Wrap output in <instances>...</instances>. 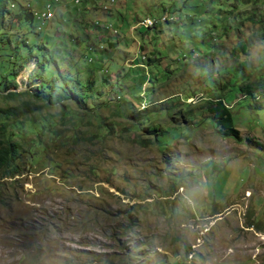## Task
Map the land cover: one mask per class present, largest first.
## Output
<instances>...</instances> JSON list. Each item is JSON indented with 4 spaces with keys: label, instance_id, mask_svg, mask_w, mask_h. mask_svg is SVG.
<instances>
[{
    "label": "rangeland",
    "instance_id": "rangeland-1",
    "mask_svg": "<svg viewBox=\"0 0 264 264\" xmlns=\"http://www.w3.org/2000/svg\"><path fill=\"white\" fill-rule=\"evenodd\" d=\"M45 1L7 6L12 12L27 3L36 9ZM182 1L60 0L48 30L33 24L32 29L46 31L52 52L66 48L69 56H59L60 72L71 59L80 68V80L95 78V103L117 97L119 89L127 91L146 73L141 92L135 89L141 101L130 112L147 123L136 133L72 149L47 141L46 132L49 149L40 162L0 179V264H264V69L254 72H262V78L248 80L249 92L233 79L222 92L234 130L209 120L207 107L213 103L207 104L211 94L201 72L216 75L220 66L243 60L244 54L236 59L231 52L239 42L256 65L264 55V0H246L249 4L236 10L242 16L232 11L227 21L212 17L220 5L228 17L226 0H213L209 7L204 0L193 13L208 25L186 18L185 7L174 11ZM146 17L159 28L139 25ZM186 31L202 38L210 31L204 42L216 43L215 52H205ZM192 41L198 47L187 56ZM32 64L16 77L17 90L27 85ZM155 70V82L149 81ZM103 74L107 81L100 84ZM2 98L0 107L6 102ZM25 137L28 143L36 135ZM127 213L137 226L123 236Z\"/></svg>",
    "mask_w": 264,
    "mask_h": 264
},
{
    "label": "trees",
    "instance_id": "trees-1",
    "mask_svg": "<svg viewBox=\"0 0 264 264\" xmlns=\"http://www.w3.org/2000/svg\"><path fill=\"white\" fill-rule=\"evenodd\" d=\"M14 1L17 0H0V94L3 97L1 100L6 101L5 106L0 107V179L14 178L20 175L27 165L39 163L48 152L49 145L47 141L58 142L59 147L70 146L72 149V146L82 142L90 143L91 145H95L97 142L104 143L113 137L121 136L122 132L136 133L143 128L141 124L147 123V120L144 119L141 122L137 119L134 120L133 118L136 115L130 112V106L141 101L140 86L143 85L142 83L146 79V73L143 74L144 77L139 75L138 81L131 83L127 91L122 93L121 89H119L118 93L120 94L117 97L95 103L93 101V98L97 95V81L95 78L87 76L85 80H80V68L76 63H72L71 59L65 65L66 71L60 72L59 67L63 66V61L59 56H69L68 52H65L66 48L64 50L57 48L55 52H52V49H48L46 46V44L51 42L50 39L43 36L46 31L32 29L33 24L36 22L38 27L43 26L45 30H48L52 24L50 22L53 20H50L49 23L41 24L40 21H36L33 13L26 5L20 6L12 12L7 5L12 4ZM203 1L183 0L181 7L174 8V11L185 7L186 18H189V20L196 19V25H208L204 20L206 18L193 13V11L198 9V6H201L199 4ZM212 1L206 0L204 4L209 7L210 4L215 2ZM228 1L226 0V3L231 8L228 17L226 16L227 12L221 10V5L218 6L216 16L212 17L227 21L232 11L236 12V10L249 4L246 0H234L232 4L228 3ZM256 3L257 1L252 4ZM212 11H214V8H212ZM221 11H224L225 14L221 15ZM235 12L234 17L235 15L242 16L243 14L241 11ZM247 18L253 20V16H247ZM85 22L88 25H94L98 21L85 20ZM261 22L264 24V21ZM215 26L217 25H210L211 28H215ZM149 27H154L156 30L159 28L155 21ZM106 28L110 29L109 27ZM223 28H228V26L224 25ZM110 31L112 32V30ZM210 31L207 33L202 32L203 37L208 36ZM262 31H264V27ZM186 34L187 37L198 39L199 45L206 47L207 51L205 52H210L208 50H211L210 54L215 52L217 44H210L208 40L205 43L206 39L199 36L200 32L193 34L186 31ZM223 34H220L219 38H222ZM113 35L117 34L113 33ZM196 43L198 42L192 41L190 43L188 47L189 55L187 56L193 55L194 46L198 47ZM109 44L110 47L116 46L114 42H109ZM231 52L236 59L241 53L245 57L243 60L235 61L231 65L220 66L216 70V75L205 70H201V72L206 73V92L209 91L211 94L206 98L207 104L213 103V106L207 107V111L211 115L209 120L217 126L234 130L231 114L221 98L222 92L231 85L232 79L238 83L237 86L240 90L249 92L252 88L250 83H248L250 77L262 78V72H254L260 67L264 69V55L259 58L256 65H253L247 58V45L244 42H239L231 49ZM151 54L153 55L154 53L152 52ZM151 59L148 58L147 61ZM184 59L185 56L183 57ZM183 60L180 61L182 62ZM30 62H33V64L28 72L27 85L17 90L16 77L22 70H28ZM137 64L142 67L139 63ZM258 64L260 65L258 66ZM100 68L105 72L108 71V67L104 69L102 66ZM224 75H227V77H224ZM166 77L167 74L160 79ZM156 78L157 70L153 72V76L149 78V81L153 79V82H155ZM104 81H107V74H103L100 84ZM137 88L140 92L135 91ZM120 96H127L131 101L121 100ZM48 107L52 110L46 111L45 109ZM102 110H105V112L102 113ZM126 119L133 120L131 125H125ZM27 132H33L36 135L28 143H26L25 137ZM46 132L49 136L47 141L44 139ZM84 132H89V134L85 136ZM62 136L68 138V140L64 141L61 138ZM136 138L137 135L132 140L134 141ZM158 139L160 138L154 136V140ZM138 142L147 145L151 141L150 139H139ZM161 142L167 145L168 135L163 136ZM100 151L103 152V149ZM86 157L89 160V156ZM50 162L58 164L55 161ZM94 169L95 166H91V170ZM0 202L3 203L4 201L1 199ZM126 218L128 220L127 224L121 232L123 236L133 231L135 226H137V220L132 214L128 215L127 213Z\"/></svg>",
    "mask_w": 264,
    "mask_h": 264
},
{
    "label": "built area",
    "instance_id": "built-area-1",
    "mask_svg": "<svg viewBox=\"0 0 264 264\" xmlns=\"http://www.w3.org/2000/svg\"><path fill=\"white\" fill-rule=\"evenodd\" d=\"M78 0H75V2H77ZM54 1H49L46 2L43 6V9L40 11H35L34 15L37 18L38 21H40L41 24H44L48 19L51 18L52 13H53V4ZM142 25L147 26L150 25L152 23V21L148 18H146L144 21L141 22Z\"/></svg>",
    "mask_w": 264,
    "mask_h": 264
},
{
    "label": "clouds",
    "instance_id": "clouds-1",
    "mask_svg": "<svg viewBox=\"0 0 264 264\" xmlns=\"http://www.w3.org/2000/svg\"><path fill=\"white\" fill-rule=\"evenodd\" d=\"M49 1H54V0H46V1L44 2V4H45L46 2H49ZM59 1H60V0H57L56 2H54V4H55V3H58ZM78 1H79V0H78ZM78 1L75 2V0H74V3H78ZM111 1H112V0H111ZM44 4H43V6H44ZM54 4H53V10H52L53 13H52V16H51V18L48 19L46 22H49V21L52 19V17L54 16ZM10 6L12 7V6H13V3H12ZM26 6H27L28 9L33 13V16H34V17H35V15H34V12H35V11H40V10L43 9V6H41L40 8L33 9V8H31V6H30L29 3H27ZM106 10H107V9H106ZM146 18H148V17H146ZM146 18H144L142 21H144ZM35 19H36V21H38L36 17H35ZM148 19H149V18H148ZM161 19L163 20V19H165V17H162ZM150 20H151V19H150ZM142 21L138 22V24H139V25H142V23H141ZM151 21H152V20H151ZM46 22H45V23H46ZM153 22H154V21H152V23H151L150 25H147V26L142 25V26H144V27H149V26H151V25L153 24ZM110 25H111V24H108V26H110Z\"/></svg>",
    "mask_w": 264,
    "mask_h": 264
},
{
    "label": "bare ground",
    "instance_id": "bare-ground-1",
    "mask_svg": "<svg viewBox=\"0 0 264 264\" xmlns=\"http://www.w3.org/2000/svg\"><path fill=\"white\" fill-rule=\"evenodd\" d=\"M248 194H249V193H248ZM248 194H247V195H248Z\"/></svg>",
    "mask_w": 264,
    "mask_h": 264
}]
</instances>
